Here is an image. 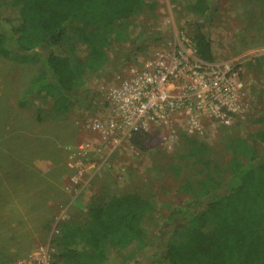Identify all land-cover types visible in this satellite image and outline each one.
<instances>
[{
	"label": "trees",
	"instance_id": "16d2710c",
	"mask_svg": "<svg viewBox=\"0 0 264 264\" xmlns=\"http://www.w3.org/2000/svg\"><path fill=\"white\" fill-rule=\"evenodd\" d=\"M4 1L0 0V57L40 66L17 104L43 102L52 116L66 115L77 105L91 110L94 83L101 74L117 63L135 61L158 35L142 19L156 12L159 0H10L8 5ZM170 1L190 15L194 32L184 34L192 40L197 57L213 62L208 27L216 8L209 0ZM232 3L243 18L264 29V0ZM74 22V27L79 25L77 44L67 35ZM113 29L135 31L127 49L113 52L111 32H105ZM262 104L263 100L257 114L243 116L242 121L232 114L220 124L226 165L211 158L212 147L204 134L182 137L165 169L173 177L185 176V197L167 210H159L147 185L123 190L116 182L104 185L102 195L87 206L84 219L57 223L49 241L50 264H115L108 256L109 245H133L129 258H148L150 264H264ZM246 125L252 126L247 134ZM137 134L131 136L133 142ZM4 256L0 264L21 260Z\"/></svg>",
	"mask_w": 264,
	"mask_h": 264
},
{
	"label": "rangeland",
	"instance_id": "374dc122",
	"mask_svg": "<svg viewBox=\"0 0 264 264\" xmlns=\"http://www.w3.org/2000/svg\"><path fill=\"white\" fill-rule=\"evenodd\" d=\"M159 1L156 12L142 19L158 35L139 52V58L168 49L179 31L189 35L194 32L189 14L170 0ZM209 2L217 10L209 18L208 27L213 62L235 69L247 91L241 100L242 121L243 116L258 113L262 100L264 106V29L236 12L232 0ZM75 25H70L67 35L77 44L79 25ZM105 32H111L113 52L127 49L136 35L133 30ZM127 63L113 65L95 81L91 110L77 105L66 115L52 116L50 106L43 102L28 107L17 104L29 80L40 72L38 62L0 57V261L8 255L20 257L18 264H36L41 258L39 248L50 253L49 241L57 223L84 219L87 206L111 182H116L120 190L147 185L161 212L185 197V176L173 177L165 169L168 159L181 146L182 137L192 135L184 116H173L166 125L149 126L137 134V142L126 137L112 144L90 128L91 119L103 115L99 88ZM220 124L217 119H204L202 134L212 147L211 158L223 166L228 154L219 136ZM251 128L246 125L243 132L247 134ZM81 141L91 143L95 150L81 159V168L70 169L66 166L69 148ZM259 151L264 156V149ZM71 175H75L76 182L70 180ZM11 210L12 214H7ZM132 246L109 245L108 256L115 264H150L148 258H129Z\"/></svg>",
	"mask_w": 264,
	"mask_h": 264
},
{
	"label": "built area",
	"instance_id": "2783aa9c",
	"mask_svg": "<svg viewBox=\"0 0 264 264\" xmlns=\"http://www.w3.org/2000/svg\"><path fill=\"white\" fill-rule=\"evenodd\" d=\"M246 93L235 69L199 59L192 40L179 31L168 49L136 57L99 88L103 115L94 116L90 128L103 140L117 144L180 115L185 117L189 133L202 134L204 119L222 123L229 115L241 114ZM94 150L91 143L81 141L69 148L66 166L81 168V159ZM70 180L76 182L75 175ZM38 251L41 258L36 264H50L48 250Z\"/></svg>",
	"mask_w": 264,
	"mask_h": 264
}]
</instances>
